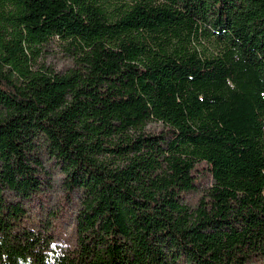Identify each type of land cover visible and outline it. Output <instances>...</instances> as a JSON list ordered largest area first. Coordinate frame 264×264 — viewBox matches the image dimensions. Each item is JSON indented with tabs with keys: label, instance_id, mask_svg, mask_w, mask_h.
<instances>
[{
	"label": "trees",
	"instance_id": "obj_1",
	"mask_svg": "<svg viewBox=\"0 0 264 264\" xmlns=\"http://www.w3.org/2000/svg\"><path fill=\"white\" fill-rule=\"evenodd\" d=\"M55 37L72 66L34 69ZM47 161L79 198L73 248L63 212L30 213ZM261 258L264 0H0V264Z\"/></svg>",
	"mask_w": 264,
	"mask_h": 264
},
{
	"label": "rangeland",
	"instance_id": "obj_2",
	"mask_svg": "<svg viewBox=\"0 0 264 264\" xmlns=\"http://www.w3.org/2000/svg\"><path fill=\"white\" fill-rule=\"evenodd\" d=\"M204 46L209 47L208 42L203 43ZM73 64V56L68 50L67 42L59 40V38H52L47 44L40 48V55L36 57L34 69L45 72L52 71L56 73H63ZM160 129L159 124H150L147 128L148 133H154ZM46 169L49 171L51 178L46 184H51L50 192L38 204L31 205V216L43 228L48 222L50 212L58 211L62 213V222L55 232L58 236V243L64 248H73L77 242L76 232L74 230V214L77 209L78 196L69 197L61 184L62 176L58 171H55L53 165L48 161L45 163ZM210 184V179L207 176L198 179V187L187 195V201L191 206L197 203L199 197L204 193L207 186ZM67 198V199H66ZM252 264H264V258H261Z\"/></svg>",
	"mask_w": 264,
	"mask_h": 264
}]
</instances>
